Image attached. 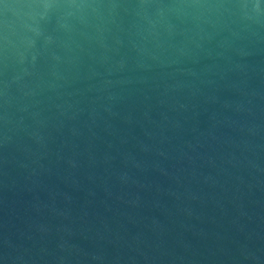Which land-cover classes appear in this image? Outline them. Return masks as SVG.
Wrapping results in <instances>:
<instances>
[{"label":"water","instance_id":"obj_1","mask_svg":"<svg viewBox=\"0 0 264 264\" xmlns=\"http://www.w3.org/2000/svg\"><path fill=\"white\" fill-rule=\"evenodd\" d=\"M0 264H264V0H0Z\"/></svg>","mask_w":264,"mask_h":264}]
</instances>
